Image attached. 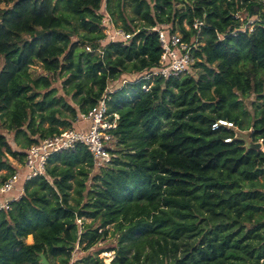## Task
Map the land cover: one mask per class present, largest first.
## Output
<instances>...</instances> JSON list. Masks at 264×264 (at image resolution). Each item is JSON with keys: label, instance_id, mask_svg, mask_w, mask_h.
I'll return each mask as SVG.
<instances>
[{"label": "trees", "instance_id": "1", "mask_svg": "<svg viewBox=\"0 0 264 264\" xmlns=\"http://www.w3.org/2000/svg\"><path fill=\"white\" fill-rule=\"evenodd\" d=\"M103 5L133 35L126 45L100 43ZM261 8V0H0V184L17 171L9 159L22 165L31 146L73 129L104 96L119 116L107 166L93 172L82 145L55 153L0 211V264H41L40 256L70 264L76 246L89 251L109 233L110 264H264ZM240 11L259 21L232 37ZM195 19L203 21L191 50L198 74L157 77L143 92L150 82L139 79L161 55L151 29L166 24L190 42ZM72 22L83 30L74 42ZM34 64L46 74L32 77ZM125 74L136 77L107 94ZM250 95L251 115L241 101ZM219 119L250 126L260 148L232 130L211 131Z\"/></svg>", "mask_w": 264, "mask_h": 264}, {"label": "built area", "instance_id": "2", "mask_svg": "<svg viewBox=\"0 0 264 264\" xmlns=\"http://www.w3.org/2000/svg\"><path fill=\"white\" fill-rule=\"evenodd\" d=\"M261 7L260 15L264 19V0H261ZM231 18L234 23L238 24L237 28L228 31V34L232 37H235L238 33L253 32L254 24L259 21V17H247L242 11L232 13ZM101 27L104 34V39L100 42L102 45L110 43L126 45L133 37L132 34L126 33L123 29L115 26L106 13L102 14ZM202 27L203 21L195 19L192 22L191 28L195 34L190 42L183 41L182 36L177 32L170 33L169 26L166 24H161L151 29L158 37L161 55L159 66L156 69L145 72L139 79L150 82L141 87L143 92L149 91L154 78L158 77L164 80L179 79L190 72L195 62L191 50L198 45L197 38ZM186 28L188 29V27ZM218 39L220 40L222 37L218 36ZM85 50L88 52L92 51L87 46ZM126 83L129 82L123 81L122 85ZM111 92L107 91V94ZM78 120L89 124L82 130L69 129L61 131L58 135L41 140L26 151L21 168L0 184V211L7 210L9 204L19 198L6 199V196L16 188V184L20 180L24 184L31 178L44 175L47 159L55 153L73 150L77 145H82L91 157L93 171L99 170L110 163L112 156L109 148L114 142L112 132L117 127L119 116L116 113H108L105 96L86 115H80ZM219 128L236 130L232 123L221 119L211 125V131H216ZM230 141L231 139L224 140L225 143ZM22 192L23 186L19 191V195H22ZM76 223L81 225L80 220H77ZM76 249H78V246L75 247L74 252ZM74 252L72 253L71 261L73 260Z\"/></svg>", "mask_w": 264, "mask_h": 264}, {"label": "rangeland", "instance_id": "3", "mask_svg": "<svg viewBox=\"0 0 264 264\" xmlns=\"http://www.w3.org/2000/svg\"><path fill=\"white\" fill-rule=\"evenodd\" d=\"M126 5H127L126 8H125L126 13L128 15H131V9L129 7V4L127 3ZM101 14L104 15V12H102V10H101ZM72 23H73V25L76 28V32H75V34L72 37V41L74 42V41H77V35L82 34L83 33V30H81L80 28H78L75 25L74 22H72ZM193 71H194V73H197L198 74V72L196 70H192V72ZM45 74L46 73H44L37 64H34L30 68V75L32 77L44 76ZM135 77L136 76L126 75L125 74V76H122V77L120 76L116 81H109V83H108V91H114L115 89H118L119 87H121L122 86V82H121L122 79L126 78V79H129V80H133V79H135ZM62 79L63 78L56 79V83H55L54 86L59 87ZM254 100H255V97L253 95H250L249 97L244 98V99L241 100L243 102V104H244V108L249 112L250 115L252 113L251 105H252V103H253ZM259 103H261V101ZM247 123H248V120L245 119L244 120V125L246 126ZM250 123H251V121H250ZM251 131H252L251 130V127L249 126V128L247 130L238 131L236 129L233 132H234V135H235V137L237 139H242L244 141V144H245V147L246 148H249V147H257V144H253L252 141H251V139H250V133H251ZM4 135L7 137V139L10 142H12L11 135L6 134L5 132H4ZM14 150H16L15 147H14ZM9 160L14 165L20 166L16 161H14L12 159H9ZM4 174H5L4 171L0 172V175H4ZM90 185L91 184L88 183V187ZM88 222H89V220L86 221V223H88ZM109 230L112 231V226H109ZM29 241H30V239H27V242H29ZM114 247H116V237L109 233V235L106 237V239L102 240L99 244H97L96 246H94L89 251H83L81 248L76 249V251L73 254V260L71 261V263H74L75 261H79L80 259H82L86 255H93V256L98 257V259L102 261V264H110L111 261H112V259H113V257H114V252L111 251L110 249H113ZM52 264H62V263L59 261V259H55V260H52Z\"/></svg>", "mask_w": 264, "mask_h": 264}, {"label": "crops", "instance_id": "4", "mask_svg": "<svg viewBox=\"0 0 264 264\" xmlns=\"http://www.w3.org/2000/svg\"><path fill=\"white\" fill-rule=\"evenodd\" d=\"M104 7H105V5H103V8H102V12H104V14H105V11H104ZM101 14V13H100ZM102 15V14H101ZM126 80V82H130L131 80H129V79H126V78H124V79H122V81L121 82H123V81H125ZM88 122H85V121H82V120H78L76 123H75V125H74V127H73V129H76V130H82V129H85L87 126H88ZM13 164V163H12ZM18 169L17 170H19L20 168H21V164H20V166H18V165H15ZM22 186H23V184H22V181L20 180L17 184H16V188L13 190V191H11L7 196H6V199H12V198H17V197H20L21 195H19V191H20V189L22 188ZM1 199V198H0ZM27 239H30V241L29 242H27ZM32 242H33V240H32V237L31 236H28L27 238H26V240H25V243L26 244H32Z\"/></svg>", "mask_w": 264, "mask_h": 264}, {"label": "water", "instance_id": "5", "mask_svg": "<svg viewBox=\"0 0 264 264\" xmlns=\"http://www.w3.org/2000/svg\"><path fill=\"white\" fill-rule=\"evenodd\" d=\"M257 148H260L259 144H257ZM40 258H41V264H47V261L45 260L43 256H40Z\"/></svg>", "mask_w": 264, "mask_h": 264}]
</instances>
